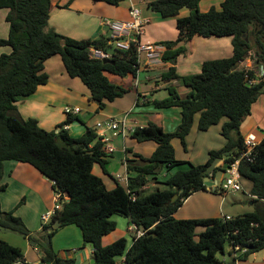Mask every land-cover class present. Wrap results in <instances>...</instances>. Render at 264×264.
I'll use <instances>...</instances> for the list:
<instances>
[{
    "label": "trees",
    "instance_id": "16d2710c",
    "mask_svg": "<svg viewBox=\"0 0 264 264\" xmlns=\"http://www.w3.org/2000/svg\"><path fill=\"white\" fill-rule=\"evenodd\" d=\"M91 1L118 6L125 0ZM199 2L152 0L146 4L162 19L176 18V40L159 43L166 48L162 60L170 64L162 79L178 80L189 92L181 98L170 85L167 98L148 102L157 111L180 109V122L173 132H165L152 122L136 127L130 138L139 144L152 142L156 148L148 158L134 155L127 159L126 187L115 180V187L108 190L92 173L94 164L106 173L105 144L95 130L86 128L82 136L73 138L62 127L77 118L67 116L54 130L46 131L35 119L20 118L15 103L48 82L44 63L59 56L67 76L78 78L88 91L89 101L102 110L127 94L129 89L115 84L110 77H135L138 63L134 51L117 52L113 65L103 64L92 59L90 52L93 48H109L110 39L75 40L49 29L50 0H0V9L8 10L5 21L9 25L8 36L0 39V47L11 49L0 55V191L6 188L1 184L5 161L35 168L52 182L54 192L68 198L52 222L57 221L61 228L74 225L80 229L83 243L93 248L92 264H118L122 257V264H234L236 259L244 261L264 250V137L251 160L242 158L238 165L240 182L252 204L250 212L229 220L173 217L192 193L209 190L223 195L221 185L208 188L204 184L206 168L227 153L224 164L214 170V175L217 171L224 173V166L246 150L239 128L253 103L264 94L259 92L264 81L248 85L247 78H254V72L241 67L252 53L264 70V0H221L219 10L211 7L206 12L199 11ZM183 9L189 14L179 17ZM195 37L231 38V56L204 61L200 73L180 77L174 65L185 50L177 45ZM195 117L200 132L221 124L220 134L226 140L223 148L210 151L208 160L200 165L177 160L172 146V140L178 139L185 148V137ZM163 171L166 174L160 179ZM150 182L167 188L144 195ZM174 195L177 198L173 200ZM114 215L127 218L142 233L133 237L129 248L124 239L102 245V238L116 228L111 220ZM0 229L33 243L41 250L43 263L74 264L73 260L59 258L50 242H45L57 231L50 225L31 234L14 211L0 210ZM226 246L232 249L229 256L239 247L236 259L224 260ZM19 262L25 264L21 250L0 238V264Z\"/></svg>",
    "mask_w": 264,
    "mask_h": 264
},
{
    "label": "crops",
    "instance_id": "0c3cea01",
    "mask_svg": "<svg viewBox=\"0 0 264 264\" xmlns=\"http://www.w3.org/2000/svg\"><path fill=\"white\" fill-rule=\"evenodd\" d=\"M149 1L152 0H125L118 6H110L91 0H50L51 10L48 27L58 34L75 40L109 39L110 33L107 27L103 25V22L107 20H127L128 11L131 6H134L140 10L143 19L147 21L144 33L140 38L141 42L159 44L164 41L176 40L178 36L175 27L176 18L162 19L159 14L147 8L146 4ZM67 3H69V6L62 8ZM0 10H5V13L1 15L0 39H5L9 32V25L5 21L8 10ZM70 10L77 11L79 18H87L85 20H76L74 24L66 25L65 16H62L63 11L67 12ZM188 14L189 11L183 9L180 11L179 17L187 16ZM171 25L174 28L173 30H170ZM166 29L169 32L166 33ZM179 47H183L185 50L177 56V61L174 65L175 73L180 77L198 74L204 61L228 58L232 53L231 38L195 37L187 43L178 44L177 48ZM10 52V47H0V55ZM169 67V62L163 60L158 65H153L149 68L141 65L136 84L135 77H127L123 80L110 77L112 82L129 90L122 98H118L114 102L107 104L104 109L98 110L97 105L89 101L88 91L81 81L78 78L68 77L60 57L53 56L44 63V71L48 75V82L37 87L33 94L18 98L15 105L20 118L23 120L35 119L38 125L46 131L54 130L67 119V116L63 113L64 107L79 108L80 113L73 116L77 119L67 125V131L73 138L82 136L86 128H92L97 132L95 124L109 117H126V124L129 128L126 131V135H113L111 131L106 132L107 144L115 149L112 154H107L105 158L106 173L103 172L102 168L95 166L92 168V173L95 176L100 178L101 172L114 181V186L112 183L109 185L110 188L104 184L108 189H111L116 185L115 177L121 174L116 169L117 165L122 167L124 174L127 159H133L134 155L148 158L156 148V145L152 142L137 143L130 138L129 131L152 122L165 132H173L180 122V109L171 108L157 111L148 103L167 98L170 85L175 86L181 98H184L189 92V88L178 80L163 81L162 76L168 71ZM241 67L250 69L253 72H259L263 69L258 66L255 59L253 61L244 60L241 63ZM260 102L264 105V94H261L253 103L250 114L241 124L240 134L244 139L252 136L257 141H261L264 137V108L259 109L260 116H256L254 111ZM196 123L197 117H195L189 134L185 137V148L178 139L172 140L175 158L192 165L205 163L208 160L210 151L220 150L226 144V140L220 134L221 124L213 126L205 132H200L197 130ZM142 150L147 152L142 154ZM226 157L227 153L221 158L222 162L218 167L224 164ZM158 177L162 179L164 175L160 173ZM213 178L217 181L215 175ZM103 183L105 182L103 181ZM1 184L5 185L6 188L0 191V210L14 211V215L21 218L31 234L38 233L43 227L41 215L50 211L54 204L52 182L45 179L29 164L5 161L3 163ZM215 186H218V184ZM67 200L68 198L65 197V201ZM225 201V194H214L209 190L198 191L192 193L183 201L182 205L173 214V217L176 219H209L225 216L232 218V216L223 212ZM235 206H241V203L239 202ZM250 206L252 208L251 203ZM54 222H52V219L50 220L48 224L50 229ZM53 230L57 231L49 239H45V242H50L52 249L59 258L73 260L74 264L93 263V248L83 243L81 231L78 227L69 225L61 228L59 225ZM132 233L135 236V232ZM119 237L118 234L117 236H109L108 234L102 238V245L107 246ZM0 238L21 250L25 264H48L42 262L41 250L27 239L3 231H0ZM131 244L132 241L128 248ZM230 252L231 249L229 247L225 251L224 260L230 261L233 258H237L235 253L229 256L228 253ZM123 260L124 258L122 257L117 260V263L122 264ZM234 264H264V250L249 255L244 261L236 259Z\"/></svg>",
    "mask_w": 264,
    "mask_h": 264
},
{
    "label": "built area",
    "instance_id": "2783aa9c",
    "mask_svg": "<svg viewBox=\"0 0 264 264\" xmlns=\"http://www.w3.org/2000/svg\"><path fill=\"white\" fill-rule=\"evenodd\" d=\"M147 21L143 19L140 10L137 7L131 6L128 11V19L124 21H104L103 25L107 27L110 33V45L107 49L93 48L90 52V57L95 60H113L115 53L117 52H128L133 50L138 65L136 66L135 73V84L137 83V78L140 73V67L143 65L145 68H149L153 65H158L162 62V56L166 48L160 44L155 43H144L141 42L140 38L144 33L145 25ZM264 81V70L261 69L259 72H254V78H247V84L254 86L259 82ZM143 100V99H142ZM63 113L66 116H75L80 113V109L77 107H64ZM96 134L100 140L105 144L104 152L108 155L112 154L115 149L111 145H108V140L106 137V132L111 131L113 135L120 134L126 135L128 127L126 124V117L116 118L109 117L103 121L97 122L95 124ZM67 125L63 126V130H67ZM129 131L130 133L133 131ZM260 141H257L254 137H248L244 139V146L246 150L235 157L233 161L229 162L224 166V173L226 177L223 179V182L220 186V193L226 194L229 192L236 193L242 191V185L240 182L238 165L240 159L246 158L251 160L252 153L255 147L259 144ZM115 180L118 183H124V186L127 185V174L126 169L125 173L122 175H117ZM54 204L52 209L41 215V222L43 226L49 224L52 217L56 212L60 211L65 202V197L62 198L59 193L54 192L53 196ZM224 220H229L230 217H222ZM130 231H135V236H140L142 233L138 231L135 226L130 228ZM239 249L238 246L234 248V253ZM232 250V249H231ZM246 249H243L242 252H245ZM236 254V253H235ZM19 264V263H18Z\"/></svg>",
    "mask_w": 264,
    "mask_h": 264
},
{
    "label": "rangeland",
    "instance_id": "374dc122",
    "mask_svg": "<svg viewBox=\"0 0 264 264\" xmlns=\"http://www.w3.org/2000/svg\"><path fill=\"white\" fill-rule=\"evenodd\" d=\"M220 3H221V0H200L198 8H199L200 12H206L211 7H214L215 9L219 10L220 9ZM4 13H5V10H0V23H1V18H2L1 15L4 14ZM62 16H65L64 20L67 22L66 25L74 24L76 22V20H80V19H84L85 20L87 18V17H80L79 18L78 12L74 11V10H70V11H67V12L63 11V15ZM171 29L172 30L174 29L172 25L170 26V30ZM165 32L167 33V32H169V30L166 29ZM247 59L253 61L254 60L253 54L249 53L248 57L245 60H247ZM261 103L262 102H260V104H258L256 109L254 110L256 116H260V110L259 109L264 108V105L261 104ZM239 131H241L240 128H239ZM146 152L147 151H143V150L141 151L142 154H144ZM94 166L95 167H99L101 169V167L98 164H94ZM116 169H117V171L119 173H121L120 175L123 174V169H122V167L120 165H117ZM100 174H101V177H102L103 181L105 182L104 184H106L109 188H110L109 185H111L112 183H113V186H114V181L109 176H107V175L105 176L101 172H100ZM161 174L165 175L166 173L163 171ZM225 177H226L225 173L217 171L216 175H215V178L217 180V184L221 185L222 182H223V179ZM119 184L124 186V183H119ZM241 184H242V182H241ZM166 188L167 187L164 184H162V183H156L155 184V183L150 182V183H148V185L146 186V188L144 189V191L142 193L144 195H147V194H150V193L154 192L157 189L165 190ZM111 189H108V190H111ZM244 189L245 188L242 187L243 191H239V192H236V193L229 192V193L225 194L226 201H225V204H224V207H223V212L225 214H227L229 216H232V217H235V216L244 214V213L249 212V211L252 210V208L250 206V203H251L250 202V197L247 194V190H244ZM239 202L241 203V206H235ZM111 220L115 222L116 228H115V230L113 232H111L109 234V236L110 235H113V236L116 235L117 236V234H118L120 237L118 239H116V240L124 239L125 242H126V247L128 248V245L130 244V242L132 241V238L134 236V233H132V231H130V228H132L133 225H131L129 223L128 219H126V218H124L122 216H119V215L112 216ZM0 231H2V230L0 229ZM228 248H229V246H226L225 247V251H227ZM218 257H222V256L219 255Z\"/></svg>",
    "mask_w": 264,
    "mask_h": 264
},
{
    "label": "water",
    "instance_id": "95a60500",
    "mask_svg": "<svg viewBox=\"0 0 264 264\" xmlns=\"http://www.w3.org/2000/svg\"><path fill=\"white\" fill-rule=\"evenodd\" d=\"M103 64H110L113 65L114 61L113 60H103L102 61ZM260 93L264 92V87L261 88L259 90ZM222 162L221 158H215L210 165L206 168V173H207V177L204 178V184L207 187H214L215 185H217V181L214 180L213 176H214V170L215 168H217L219 166V164ZM177 198V195H174L173 200ZM59 223L57 221L54 222L53 226L51 227V229H56L57 227H59Z\"/></svg>",
    "mask_w": 264,
    "mask_h": 264
}]
</instances>
